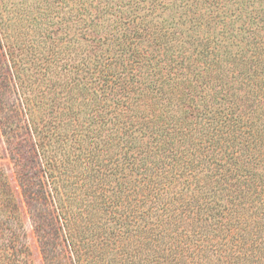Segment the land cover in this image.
Segmentation results:
<instances>
[{
  "label": "trees",
  "instance_id": "trees-1",
  "mask_svg": "<svg viewBox=\"0 0 264 264\" xmlns=\"http://www.w3.org/2000/svg\"><path fill=\"white\" fill-rule=\"evenodd\" d=\"M0 86V264H264V0H0Z\"/></svg>",
  "mask_w": 264,
  "mask_h": 264
},
{
  "label": "rangeland",
  "instance_id": "rangeland-1",
  "mask_svg": "<svg viewBox=\"0 0 264 264\" xmlns=\"http://www.w3.org/2000/svg\"><path fill=\"white\" fill-rule=\"evenodd\" d=\"M0 88L4 89L3 86H0ZM0 166L6 170L10 181L15 186V184H17V183H16V178H15L13 163H12V160L6 151L4 152L3 157L0 158ZM26 225L28 228L31 247H32V251H33V262H34V264H47L45 259H44V256H43V252H42V248H41L38 236L34 232L33 227L31 225V223L29 222V220H27ZM67 254H71L69 249H68ZM61 264H74V263L70 262L68 257H65V259L61 260Z\"/></svg>",
  "mask_w": 264,
  "mask_h": 264
}]
</instances>
